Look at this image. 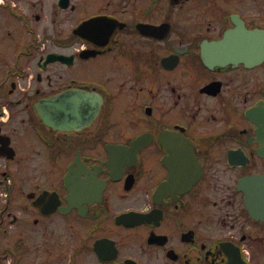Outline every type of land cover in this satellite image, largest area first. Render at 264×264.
<instances>
[{"label":"flooded vegetation","instance_id":"1","mask_svg":"<svg viewBox=\"0 0 264 264\" xmlns=\"http://www.w3.org/2000/svg\"><path fill=\"white\" fill-rule=\"evenodd\" d=\"M0 184L9 264H264V0H0Z\"/></svg>","mask_w":264,"mask_h":264},{"label":"rangeland","instance_id":"2","mask_svg":"<svg viewBox=\"0 0 264 264\" xmlns=\"http://www.w3.org/2000/svg\"><path fill=\"white\" fill-rule=\"evenodd\" d=\"M8 28L10 29L9 25H8ZM5 195H6L5 184H3V185L0 184V207L3 206V204L7 200ZM1 229H2V226H0V230ZM4 240H5V237L3 236V234L0 233V264H3V263L9 264L10 259H8V261H3V259H4L3 258V247H4V244H5ZM11 264H14V262L11 263Z\"/></svg>","mask_w":264,"mask_h":264},{"label":"water","instance_id":"3","mask_svg":"<svg viewBox=\"0 0 264 264\" xmlns=\"http://www.w3.org/2000/svg\"><path fill=\"white\" fill-rule=\"evenodd\" d=\"M50 117H45V121L47 122V123H49V124H51V122H50Z\"/></svg>","mask_w":264,"mask_h":264}]
</instances>
